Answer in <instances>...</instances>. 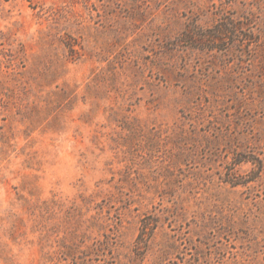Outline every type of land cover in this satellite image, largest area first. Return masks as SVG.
<instances>
[{"label":"rangeland","instance_id":"1","mask_svg":"<svg viewBox=\"0 0 264 264\" xmlns=\"http://www.w3.org/2000/svg\"><path fill=\"white\" fill-rule=\"evenodd\" d=\"M0 264H264V0H0Z\"/></svg>","mask_w":264,"mask_h":264}]
</instances>
